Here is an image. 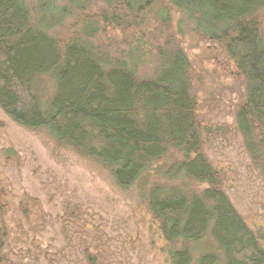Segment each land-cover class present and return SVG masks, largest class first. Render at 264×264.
Masks as SVG:
<instances>
[{"label": "trees", "instance_id": "16d2710c", "mask_svg": "<svg viewBox=\"0 0 264 264\" xmlns=\"http://www.w3.org/2000/svg\"><path fill=\"white\" fill-rule=\"evenodd\" d=\"M164 1L181 9L192 33L218 45L243 79L246 96L236 129L253 166L264 174V21L259 16L264 0ZM164 1L120 0L133 19L146 13L162 26L171 19ZM120 22L112 24L115 29L130 28ZM49 28L30 23L23 0H0L2 112L17 125L45 129L59 145L95 160L123 190L170 151L181 153L183 159L162 172L168 182L146 189L147 209L164 239L183 246L171 255V264H189L190 252L202 250L207 232L213 251L199 252L194 264H264L257 237L231 206L222 178L202 153L204 131L189 93L194 73L184 54L176 50L158 76L139 82L130 70V61L142 58L138 53L106 70L88 41L96 29L63 43L47 34ZM45 76L55 90L50 100L35 91ZM4 213L0 203V220Z\"/></svg>", "mask_w": 264, "mask_h": 264}, {"label": "rangeland", "instance_id": "374dc122", "mask_svg": "<svg viewBox=\"0 0 264 264\" xmlns=\"http://www.w3.org/2000/svg\"><path fill=\"white\" fill-rule=\"evenodd\" d=\"M23 1L30 23L50 27L47 34L60 42L96 29L88 41L106 70L134 53L141 55L130 61L133 79L139 82L158 76L176 50L184 54L194 73L189 93L204 131L202 153L222 178L231 206L264 250L263 168L253 166L235 123L246 87L219 46L192 33V24L187 25L181 9L169 1L162 0L171 18L164 26L146 13L133 19L120 0ZM156 1L152 5L161 3ZM56 10V18H50L49 12ZM259 16L264 21V9ZM116 20L130 28L115 29ZM40 79L35 91L41 100H50L53 82L47 76ZM182 159L181 153L170 151L123 190L95 160L59 145L45 129L17 125L0 109V203L5 209L0 264H171V255L183 246L164 239L147 209L146 189L168 182L163 170ZM207 233L202 250L190 252L189 264L200 253L213 251Z\"/></svg>", "mask_w": 264, "mask_h": 264}]
</instances>
